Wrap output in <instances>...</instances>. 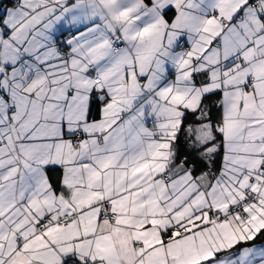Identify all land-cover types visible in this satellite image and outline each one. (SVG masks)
I'll list each match as a JSON object with an SVG mask.
<instances>
[{"label":"snow or ice","instance_id":"snow-or-ice-1","mask_svg":"<svg viewBox=\"0 0 264 264\" xmlns=\"http://www.w3.org/2000/svg\"><path fill=\"white\" fill-rule=\"evenodd\" d=\"M0 264H264V0H0Z\"/></svg>","mask_w":264,"mask_h":264}]
</instances>
